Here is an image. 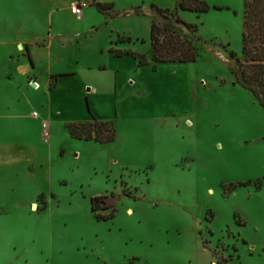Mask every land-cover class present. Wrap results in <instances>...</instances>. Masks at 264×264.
I'll use <instances>...</instances> for the list:
<instances>
[{"label":"rangeland","instance_id":"obj_1","mask_svg":"<svg viewBox=\"0 0 264 264\" xmlns=\"http://www.w3.org/2000/svg\"><path fill=\"white\" fill-rule=\"evenodd\" d=\"M77 1L0 0V264H264V106L232 71L246 0H206L201 14L89 0L84 17ZM153 5L198 25L183 29L194 63L155 65L152 23L165 18ZM23 40L41 87L12 58L26 59ZM92 115L114 141L69 135ZM44 118L50 142L34 128ZM94 196L112 207L93 211Z\"/></svg>","mask_w":264,"mask_h":264},{"label":"trees","instance_id":"obj_2","mask_svg":"<svg viewBox=\"0 0 264 264\" xmlns=\"http://www.w3.org/2000/svg\"><path fill=\"white\" fill-rule=\"evenodd\" d=\"M97 5L100 9L114 7L113 3L97 2ZM177 5L182 10L195 11L199 14L210 9V5L206 0H177ZM153 7L165 18L164 23L156 21L152 23V57L155 65L160 62H195L198 58L197 46L194 39L185 34L183 29L187 28L197 32L199 30L198 25L187 22L179 15L178 10L173 11L157 5H153ZM119 41H131V38L120 37L117 42ZM110 50L117 56L125 55L123 51H119L114 46ZM243 52V57H239L235 51H231V56L236 58L232 69L235 80L250 89L264 106V0L245 1ZM127 53L138 58L139 65H147L149 63L145 54L132 50ZM29 57L33 62L31 54H29ZM60 75L68 74H58L54 75V77ZM94 121L69 124L71 134L76 138H94L102 143L112 142L116 139V129L110 126L108 121H98L95 117ZM81 128L85 130L84 133L79 131ZM92 204L93 211L112 207L109 204L108 196H94ZM114 216V213L109 215L97 214L98 219H109Z\"/></svg>","mask_w":264,"mask_h":264},{"label":"crops","instance_id":"obj_3","mask_svg":"<svg viewBox=\"0 0 264 264\" xmlns=\"http://www.w3.org/2000/svg\"><path fill=\"white\" fill-rule=\"evenodd\" d=\"M84 13H85V11H84ZM83 13V15H80V16H82V17H84V14ZM74 14V13H73ZM47 40H45V39H43V40H40V41H38V40H35L34 39V43L35 44H41L42 46H45L47 43H49L48 41L46 42ZM24 42V43H23ZM23 42H21L20 41V43H23V44H25L26 45V49H27V52H26V54H23V56L25 57V56H27L26 57V59L24 60V59H19V58H15V54L13 53L12 54V58H13V60L14 61H16L17 62V68L20 70V72L22 73V75L25 77H28L29 78V80L30 79H33L32 80V83H35L36 82V84L37 83H39V84H41V82H40V78H39V75L37 74V73H35V71H36V65H37V63L35 62V60H34V58H33V55H32V49H31V47H30V40L28 41V40H23ZM33 42V41H32ZM23 44H22V46H23ZM130 49V48H129ZM132 50V49H131ZM113 53V55H114V57H128V56H133V55H129V54H127V55H123V56H117V55H115V53L114 52H112ZM29 54H31V56H32V58H33V62L30 60V57H29ZM136 60H138V62H139V59L138 58H136L135 56H133ZM162 63H178V64H180V63H184V64H186V63H194V62H179V61H175V62H160V64H162ZM138 66H145V65H139V63H138ZM69 73H71V74H69ZM64 74H68L69 76L70 75H72V72H66V73H64ZM55 75H58V73H56ZM10 78H14V76H12V75H8ZM62 76V75H61ZM61 76H57L56 78H57V80H56V84L55 83H53V75H52V81L50 80V82L52 83V85L54 84V85H58V83H59V77H61ZM63 76H67V75H63ZM118 79V78H117ZM51 83H50V87H51ZM37 86V85H36ZM37 88V87H36ZM90 90H91V88H90ZM95 90H96V88H95ZM35 112V111H34ZM38 112V111H37ZM34 114V113H33ZM38 114H39V112H38ZM38 116H40V114L38 115ZM40 118V117H39ZM96 118V117H95ZM92 120H94V116L92 115V118H90V119H84V120H81V121H74V122H77V123H88V122H91ZM97 120H99V121H111V120H108V119H97ZM45 121H48L47 119H43L42 120V122L41 123H38L37 125H34V128L36 129V131L40 134V135H42V137L44 138V140L45 141H51V137H52V132H55V133H57V131L56 130H58V128H57V124H54V123H52L51 121H48L49 123H50V137L49 138H47L46 136H45V131H44V122ZM74 122H71V123H74ZM71 123H69V124H71ZM69 124H67L66 126H67V131H68V133H69V135L71 136V137H73V138H75V139H81V140H93V139H85V138H76V137H74L72 134H71V132H70V128H69ZM96 140V139H95ZM97 141V140H96ZM97 142H99V141H97ZM102 143V142H101ZM26 146H28V147H30V146H33V142L32 141H27L26 142V144H25Z\"/></svg>","mask_w":264,"mask_h":264},{"label":"built area","instance_id":"obj_4","mask_svg":"<svg viewBox=\"0 0 264 264\" xmlns=\"http://www.w3.org/2000/svg\"><path fill=\"white\" fill-rule=\"evenodd\" d=\"M90 5L89 0H78L75 4L72 6V13L77 15H82L85 11V9ZM38 86V85H37ZM35 116H38V112H34ZM44 131L45 136L47 138L50 137V123L48 121L44 122Z\"/></svg>","mask_w":264,"mask_h":264},{"label":"bare ground","instance_id":"obj_5","mask_svg":"<svg viewBox=\"0 0 264 264\" xmlns=\"http://www.w3.org/2000/svg\"><path fill=\"white\" fill-rule=\"evenodd\" d=\"M33 85H34L35 87H37V88H38V87H41L40 84H38V83H37V84H36V83H33ZM36 85H38V86H36ZM78 156H79V155H78Z\"/></svg>","mask_w":264,"mask_h":264}]
</instances>
